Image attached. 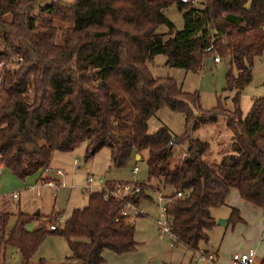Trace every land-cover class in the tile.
Segmentation results:
<instances>
[{
    "label": "trees",
    "instance_id": "16d2710c",
    "mask_svg": "<svg viewBox=\"0 0 264 264\" xmlns=\"http://www.w3.org/2000/svg\"><path fill=\"white\" fill-rule=\"evenodd\" d=\"M195 1L0 0L2 167L22 180L45 169L53 152H71L82 143L84 162L105 148L114 168L131 154H146V181L137 183V192L116 200L91 191L86 204L53 230H27L38 215L17 211L4 234L10 213L0 212V250L15 248L27 264L46 236L57 235L78 264H103L104 250L131 252L134 227L120 211L125 203L149 200L150 181L170 190L164 195L169 229L174 244L190 250L206 243L215 224L210 209L223 205L231 188L264 211V83L262 97L244 116L237 106L264 47V0ZM170 6L180 14L178 31L163 15ZM58 22L67 25L57 31ZM160 25L165 35L155 33ZM157 55L164 66L191 73L200 72L206 58L226 62L223 91L231 93L233 110L200 111L197 97L171 78L151 77L145 63ZM163 109L182 116L180 135L166 128L147 133V121ZM218 117L231 142L229 154L210 167L201 159L207 143L191 133ZM174 146L182 148L178 158ZM114 184L107 182V189ZM225 222L243 221L232 207Z\"/></svg>",
    "mask_w": 264,
    "mask_h": 264
},
{
    "label": "rangeland",
    "instance_id": "374dc122",
    "mask_svg": "<svg viewBox=\"0 0 264 264\" xmlns=\"http://www.w3.org/2000/svg\"><path fill=\"white\" fill-rule=\"evenodd\" d=\"M72 0H62L70 2ZM164 17L172 24L175 31L181 28L180 14L173 6L165 9ZM67 24L58 22L56 30L64 29ZM156 34L165 35L167 28L160 25L155 30ZM264 33V28H263ZM0 48L2 46L0 45ZM164 57L161 55L154 56L150 61L145 63V67L153 78H171L176 86L189 95H195L198 100L199 110L206 112L214 108H222L225 111L233 110L231 93L224 92V74L227 70L226 62L213 63L211 58L203 60L202 68L198 73L185 72L180 69L169 68L164 66ZM264 83V47L259 58L254 59L251 67V80L240 91L238 97V109L241 116H244L251 104V101L260 98L263 95ZM193 114H198L193 109ZM159 128H166L173 136L180 135L183 128V119L180 114L171 113L165 109L155 113L147 121V133L151 134ZM193 139L206 142L208 145L207 153L202 156V161L210 167H216L221 158L229 154L228 146L230 144L231 134L224 126L222 117H218L212 124L199 127L191 133ZM85 144L82 143L71 153L53 152L49 160V171H62L68 174L69 181H60L62 185L70 186L81 185L86 174L95 178V181L115 180L129 183L130 185H139L146 181L145 152L140 153L139 160H133L131 154L126 162L120 168H114L110 165L109 151L105 148L98 151L90 160L84 163L83 150ZM173 156L178 158L182 152L180 146L173 147ZM77 160L78 168L71 167V161ZM61 164L63 167L58 166ZM135 167L138 172L132 176L130 171ZM50 174V173H49ZM133 183V184H132ZM13 188V189H12ZM15 193L18 202L4 204L3 209L14 214L17 211L32 215L34 212L44 214L47 212L50 218L55 219V223L60 215L51 213L53 209H63L66 203V197L69 188H57L55 193L46 189H41L38 198H34L30 191L24 189V186L15 187L10 185L6 187L7 192ZM166 189V188H165ZM150 192V191H149ZM150 194V193H149ZM55 197L53 198L52 196ZM156 198L155 193L150 194L149 200H144L139 204L137 210H142L144 215L135 220L134 223V241L135 249L126 254H115L109 250L103 251V264H189V253L184 248L170 247L166 240L162 241L158 235L155 223L156 219ZM53 203V204H52ZM230 207L236 208L243 222H236L233 225L223 223L222 225L214 224L208 231L206 243H200V248L209 249L216 253L215 264H229V257L232 253L242 251L246 248L253 249L256 253L264 250V239H259V229L264 222V211L248 204L240 199L235 191L231 188L228 192L225 203L219 207L210 209L214 221L218 219L226 220ZM5 226V233L11 228L14 216H11ZM141 215V214H138ZM263 215V216H262ZM64 221V220H63ZM53 224V222H51ZM34 221L28 223L33 226ZM4 256L6 264H22L18 251L11 247L5 246L0 250V258ZM69 250L63 237L57 235L46 236L36 252L33 254L27 264H71L75 260H70Z\"/></svg>",
    "mask_w": 264,
    "mask_h": 264
},
{
    "label": "built area",
    "instance_id": "2783aa9c",
    "mask_svg": "<svg viewBox=\"0 0 264 264\" xmlns=\"http://www.w3.org/2000/svg\"><path fill=\"white\" fill-rule=\"evenodd\" d=\"M184 3H190L192 5H196L195 0H180ZM211 50V46H208L204 51L209 52ZM213 63H218V58L214 57L212 59ZM181 157H183L181 155ZM75 162V161H74ZM2 168V165L0 163V170ZM45 171V169H43ZM136 170L133 169V172ZM55 174L57 176H61V173L59 171H56ZM92 179L93 177L87 176L85 178L84 184L82 185V190L89 193L91 191H99L103 192V197H106L107 195H110L113 199L120 200L126 195H128L131 192H137L139 189L138 185H130L126 182H120L115 183L114 187L109 190L106 186H93L92 185ZM59 186H62L61 182H55L48 179H42L39 182L35 183L32 186V189L34 190V195L37 196L39 194V190L43 187L48 188L51 193H55L57 188ZM156 198V209H157V215L156 219L154 221L156 230L158 232V235L162 241L166 240L168 245L174 244V236L170 232L169 229V223L166 215V206L168 199L164 197L160 192H158ZM176 197H180V193L175 194ZM8 197L9 200L15 201L17 199V195L15 193H10L9 196L2 195L1 198ZM120 213L129 221L132 220L133 217L140 214L141 211L137 210L136 206L125 203V205L121 208ZM63 223V219L60 217L57 219L56 223H47V228L49 230H53L57 225L61 226ZM261 236L264 238V228L261 230ZM264 257V250L260 251L259 253H256L251 248H246L242 251L234 252L229 257V264H257L260 259ZM216 261V254L215 252L209 250V249H203V248H197L191 250V258L189 264H215Z\"/></svg>",
    "mask_w": 264,
    "mask_h": 264
},
{
    "label": "crops",
    "instance_id": "0c3cea01",
    "mask_svg": "<svg viewBox=\"0 0 264 264\" xmlns=\"http://www.w3.org/2000/svg\"><path fill=\"white\" fill-rule=\"evenodd\" d=\"M76 149V147L75 148H73V150H75ZM72 150V151H73ZM71 151V152H72ZM71 152H68V153H71ZM181 154V153H180ZM52 155V154H51ZM140 154L138 155V154H133V156H132V159L133 160H139L140 159ZM51 158V157H50ZM128 160V159H127ZM126 160V161H127ZM75 161V162H74ZM125 161V162H126ZM85 163V162H84ZM48 165H49V163H48ZM48 165H47V167L45 168V171H43V170H41V171H37L36 173H34L33 175H31V176H28V177H25L24 179H22V180H20V179H18V178H16V177H13V176H11V174L9 173V171H7L6 169H4L3 167L1 168V170H0V212H3V211H6L5 209H3V208H5V207H3L4 206V204L5 203H7V201H10V202H13V201H11V200H9L8 199V197H5V198H1L2 197V195H7V196H9V194L10 193H12L13 191H11L12 189H10V191L11 192H7L8 190H5V188L6 187H9L10 185H15V187H21V185H23L24 186V189H26V190H28V191H30L31 192V194H32V196L34 197V198H38L39 197V195L41 194V189H46L45 187H43V188H41L40 190H39V194L37 195V196H35L34 195V190L32 189V186L35 184V183H37V182H39L40 180H42V179H48V180H52V181H55V182H60V181H63V179H64V181H66V179H67V181H69V177H68V174H66L65 172L64 173H61L60 171V173H61V176H57L56 174H55V172L57 171H49L48 170ZM71 167L72 168H78V162H77V160H73V161H71ZM58 166H60V167H63L61 164H58ZM133 169H135L136 171L135 172H133ZM138 172V170L135 168V167H133L132 168V170L130 171V173H131V175L132 176H134L136 173ZM50 173V174H49ZM87 176H91V175H89V174H86V176L83 178V181H82V184H84V181H85V178L87 177ZM92 177V176H91ZM94 181H95V178L93 177V179H92V185L93 186H98V185H101V186H106V184H107V182H114V183H120L121 181H115V180H108V181H100V180H98V181H96L95 183H94ZM62 183V182H61ZM150 183V194H153V193H155V194H157L158 192H160L163 196L164 195H166V194H168L169 192H170V190L168 189V188H166V189H164V188H160V187H157V186H155L154 185V183H152L151 181L149 182ZM58 188H69V190H68V194H67V197H66V203L64 204V206L62 207L63 209H59V208H57V209H53L52 208V210H51V213L53 212H55V213H58L59 215H60V217L63 219V220H65L66 218H68V216L70 215V212L73 210V209H80V208H82L85 204H86V199H87V192H85V191H83L82 190V188H81V185H76V186H70V185H68L67 186V184H65L64 186L62 185V186H59ZM231 190V189H230ZM229 190V191H230ZM236 191V190H235ZM237 193V192H236ZM53 198L55 197V195L54 196H52ZM17 199H18V197H17ZM17 199H16V201L15 202H18L17 201ZM226 199V198H225ZM141 203V202H140ZM139 203V204H140ZM224 203H225V200H224ZM53 204V203H52ZM139 204L138 205H136V208H139ZM231 208V207H230ZM257 209H258V207H256ZM261 210V209H260ZM15 214V213H14ZM14 214H12L11 215V213H10V215L11 216H14ZM141 215H136L135 217H133L132 218V220H131V222H132V224H133V227H134V223H135V220L137 219V218H139L140 216H142V215H144V213L142 212V210H141V213H140ZM32 215H38V219L37 220H35L34 221V225L33 226H28V224L25 226V228L27 229V230H34V229H36V228H38V227H40V226H42V225H47V221H48V219H47V217L49 216V215H51V214H47V212L45 213V215L44 214H40V212H34ZM264 215V214H263ZM262 215V216H263ZM213 217V216H212ZM9 218H10V216H9ZM243 221V220H242ZM31 223V222H30ZM152 223H154V221L152 222ZM225 223V222H224ZM261 227H260V229H259V239L260 240H263L264 238L261 236V230L264 228V222H262L261 223ZM154 227H155V225H154ZM156 228V227H155ZM170 246V245H169ZM178 246H180V247H182V248H184V250H186V251H188V253H189V262H190V258H191V250L189 249V248H187V247H185L183 244H181V243H176V244H173V245H171L170 247H178ZM202 248V247H201ZM203 249H205V248H203ZM128 253V252H127ZM123 254H126V253H123ZM216 254V253H215ZM121 255V254H120ZM102 257H103V253H102ZM2 261H3V263L4 264H6V262L4 261V256H2ZM21 263L23 264V262H22V260H21ZM103 263H104V260H103ZM71 264H78V263H71Z\"/></svg>",
    "mask_w": 264,
    "mask_h": 264
},
{
    "label": "water",
    "instance_id": "95a60500",
    "mask_svg": "<svg viewBox=\"0 0 264 264\" xmlns=\"http://www.w3.org/2000/svg\"><path fill=\"white\" fill-rule=\"evenodd\" d=\"M224 222H225V220H223V219H218L215 221V223L218 225H222Z\"/></svg>",
    "mask_w": 264,
    "mask_h": 264
}]
</instances>
